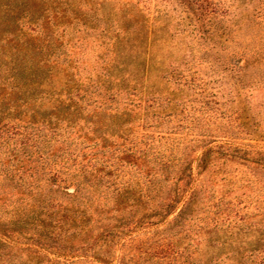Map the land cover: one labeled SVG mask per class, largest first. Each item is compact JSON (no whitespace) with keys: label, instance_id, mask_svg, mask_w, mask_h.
Returning <instances> with one entry per match:
<instances>
[{"label":"trees","instance_id":"1","mask_svg":"<svg viewBox=\"0 0 264 264\" xmlns=\"http://www.w3.org/2000/svg\"><path fill=\"white\" fill-rule=\"evenodd\" d=\"M149 2L119 13L107 0H0V264H128V256L142 264H264L263 220L256 229L250 218L232 222L198 178L222 160L264 170V151L206 138L197 158L138 145L110 160L86 153L137 127L119 97L136 96L157 66L155 47L166 31L145 15ZM175 2L201 39L213 40V26L223 29L225 15L205 1ZM76 36L101 42L107 54L98 68L85 73L69 59ZM260 47L230 55L243 88L253 78L248 71L264 66ZM205 220L213 251L200 258L190 249L202 244L195 224Z\"/></svg>","mask_w":264,"mask_h":264},{"label":"rangeland","instance_id":"2","mask_svg":"<svg viewBox=\"0 0 264 264\" xmlns=\"http://www.w3.org/2000/svg\"><path fill=\"white\" fill-rule=\"evenodd\" d=\"M203 1L204 6L216 16L225 15L223 29L215 26L211 29L213 40L201 39L193 27L184 24L182 19L186 20L189 13H183L175 0L164 3L150 0L145 15L147 18H158L156 26L166 31L162 44L155 47L157 66L149 81L138 86L136 96L129 97L124 92L119 97L121 108L134 110L133 118H137V127L124 141L111 140L106 148L99 145L88 149L86 153L90 157L110 160L117 156L123 146L130 148L138 145L139 148L152 146L153 152L160 155L180 157L186 154L197 158L202 153L200 141L206 138L218 144L232 142L244 148L253 146L256 150L264 151V66L259 71H248L247 79L253 78L243 88L239 85V74L233 72L230 65V55L234 52L253 50L257 45L264 51V0ZM106 5L119 13L122 10L144 8V4L138 3V0H107ZM50 27L54 29L55 35V27L52 24ZM63 28L59 29V33ZM78 37L69 43V59L81 65V71L85 68L84 72L87 73L93 69L92 66H100L97 64L98 57L101 58L107 52L95 36H89L85 41H78ZM220 43L224 44L223 47ZM238 56L240 60L241 55ZM241 62L245 66L243 58ZM254 80H261V83L257 85ZM217 143L214 146H218ZM51 146L46 149L48 156L55 153V145ZM198 165L194 164L196 175L200 172ZM121 177L124 181L128 178L125 173ZM198 178L205 181L215 195L211 199L213 202L222 201L221 210L230 215L232 222L250 218L253 229H256L259 221L263 220L264 224L262 168L243 161L222 160L212 172H204ZM111 180L106 179L110 183ZM208 221L195 224L196 229L203 228L200 236L202 244L198 248H191L190 252L197 251L195 254L200 258H207L213 251L205 230ZM233 250L235 247L231 252ZM130 257L126 258L128 264H142L140 260L129 263ZM76 264L94 263L80 260Z\"/></svg>","mask_w":264,"mask_h":264}]
</instances>
